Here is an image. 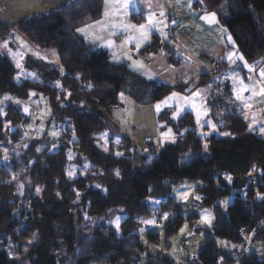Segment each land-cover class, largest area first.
Here are the masks:
<instances>
[{"label":"trees","instance_id":"obj_1","mask_svg":"<svg viewBox=\"0 0 264 264\" xmlns=\"http://www.w3.org/2000/svg\"><path fill=\"white\" fill-rule=\"evenodd\" d=\"M193 9L215 13L246 62L264 64V0H196ZM104 12L105 0H65L49 14L20 24V32L35 47L59 54V65L27 60L26 67L37 71L39 81L18 83L15 66L0 55V143L5 146L0 149V238H10V243L0 239V264H138L144 251L139 221L151 215L149 201L162 198L173 204L171 187L186 180L202 183L203 205L215 216L196 264H264V138L232 117L226 127L231 137H210L205 151L192 115L178 123L160 115L175 141L159 151L134 147L112 115L124 107L123 98L141 107L155 106L186 86L147 81L87 46L77 31L100 22ZM160 52L169 55L172 67L181 65L177 51L158 38L143 51ZM33 94L49 99L51 121L60 133L55 149L38 150L50 142L48 135L15 147L23 141L30 117L24 107L5 104L4 97L27 101ZM6 147L7 167L2 160ZM190 152V163L181 164ZM71 164L86 167V174L72 178ZM237 180H247L246 187L239 188ZM96 183L106 193L94 190ZM232 197L228 208L217 204ZM82 211L96 220L110 213L126 218L119 232L112 227L87 231ZM182 224L181 217L172 222L167 239ZM148 236L159 242L157 234ZM148 264L174 262L157 255Z\"/></svg>","mask_w":264,"mask_h":264},{"label":"crops","instance_id":"obj_2","mask_svg":"<svg viewBox=\"0 0 264 264\" xmlns=\"http://www.w3.org/2000/svg\"><path fill=\"white\" fill-rule=\"evenodd\" d=\"M195 1L151 0L150 9L149 0H132L127 10L128 14L123 15L124 9L119 0H105V12H108V16H105L104 12V18L100 22L81 28L84 31L78 30L77 34L87 46L106 53L111 64L125 66L131 73L147 81L163 85L193 81L199 78L196 73H201L202 70L209 76L214 65L222 64L228 48L231 50L234 48L232 40H229L228 32L221 25L218 17L216 16L217 22L207 23L202 17L209 14L194 10ZM64 3L65 0H0V45L7 43V48L0 47V51L2 56L8 58L15 66L17 75L21 79L40 80L37 71H30L26 67L29 59L54 65H59L60 61L56 50L35 47L20 32V24L35 16H45L62 7ZM189 3L191 7L188 6ZM161 11L164 12L163 17L159 15ZM150 12L155 13V21L167 22V27L161 25L166 37L161 34L160 29H152L148 40L143 42L139 49L135 46V39L126 43L130 36L138 38L137 32L134 30L122 32L113 27V24L121 23L137 26L147 24V16ZM132 15H140L142 18H133ZM113 32L116 34L112 35ZM156 38L162 44L177 51L176 57L181 59L180 66L172 67L169 64V55L165 52L155 55L143 53ZM109 40L113 41L111 48L106 47ZM129 56L131 59L128 58ZM134 61H142L144 68L135 66ZM262 69L264 65L255 71L258 77L264 78L261 76ZM192 75H194L193 78H187ZM9 101L30 111V121L26 125L28 137L41 139L48 135L51 143L55 142L52 139L58 138L60 133L51 121L48 98L33 94L27 101H19L12 97ZM123 103V108L112 111L113 118L120 123L122 134L126 139H130L137 147L144 148V145L146 146L149 141L152 142L156 138L159 127L157 120L159 113L156 105L141 107L130 98L123 99ZM134 128H137V132Z\"/></svg>","mask_w":264,"mask_h":264},{"label":"rangeland","instance_id":"obj_3","mask_svg":"<svg viewBox=\"0 0 264 264\" xmlns=\"http://www.w3.org/2000/svg\"><path fill=\"white\" fill-rule=\"evenodd\" d=\"M227 51V55L222 61L221 66L214 65L212 73L208 72L210 73L209 78L203 79V76L207 74L202 70L201 73H196L199 77L198 79L181 83L186 86L184 91L174 92L176 96L170 100L167 105L161 102L159 103L161 104V108L158 111L159 114H157L159 127L156 138L152 142L149 141L146 146L144 145V148H139H153L159 151L165 144H172L175 141L174 132L168 127V124L165 123L167 121L160 122V120L164 116H167L170 122L173 121L178 123L186 114L193 116L196 132L203 141L205 151L210 137L215 136L221 139H228L231 137V133L226 127L231 123L230 118L232 117H239L244 121L249 133L257 134L259 137L264 138V133L260 131V129L264 127V96L259 95L260 89L264 88V78L258 77L256 72L259 70L260 66L264 64L260 66L250 65L244 58L243 60L237 58L242 55L235 48H233V50L228 48ZM232 53H235V55H233L230 60L228 57ZM0 55L2 56L1 51ZM250 68L252 69L251 71H249ZM196 71L200 70L196 69ZM262 71H264V69H262ZM258 74H260V72H258ZM193 77L194 75L187 78ZM261 79L263 80L261 81ZM20 80V76L17 75L16 81L20 83ZM203 80H205L204 84L202 83ZM241 81L249 90L240 92L242 99H237V92L241 88ZM196 93H199V95H196ZM172 96L173 94L168 97ZM164 100H166V98ZM245 101H247V103H245ZM10 102L12 103V101L4 99L5 104H9ZM12 104L18 106L17 103L15 104L13 102ZM248 105H251V107ZM20 107L21 106H18V108ZM26 113L29 115L30 111L28 110ZM160 115L163 117L161 118ZM198 120L199 122H197ZM212 125H215V128H213ZM250 128L252 130H250ZM169 129L171 132L168 138L165 139L162 134L168 133ZM134 131L137 132V128H134ZM26 132L27 127L25 126L24 134L22 133L23 141L15 144L17 149L35 140V138L31 139L32 137H28ZM223 133H229V135H223ZM105 138L106 136H104V140L107 141ZM55 139L57 138L52 140L56 141ZM50 143L51 140L48 146L52 145L53 147V143ZM133 144L134 147H137L135 143ZM46 145L40 146L38 150L42 151L46 149ZM104 145H108L107 142ZM1 147L5 146L0 143V149ZM53 148L55 149V146ZM7 152L8 148L6 147L2 155L3 166L5 167H7L6 163L10 159ZM138 156L135 155L136 160H139ZM5 157H7V159H5ZM191 157L192 154L190 152L181 160V164H189ZM71 158L72 160L75 159L74 157ZM71 166L69 173H72V175H70L72 178L77 175L84 176L86 174V167L80 169L74 164H71ZM246 184L247 180H237L236 182L239 188L246 187ZM97 185L99 187H97ZM201 187V182L186 180L171 187L170 196L174 205H170L169 201L166 199L163 200L162 198L151 199L149 201L151 215L139 221L141 229H139L138 233L143 243L144 251L140 255L138 264H148L149 260L155 259L157 255L169 256L174 264H196V257L205 248L206 237L209 235V232L212 231V227L215 223V216L212 208L203 205L204 196L199 192V188ZM90 189L92 188L90 187ZM94 190H102L106 193L105 188L97 183L94 184ZM224 201H228L227 206L224 205ZM233 203V197L217 202L218 205L225 208H228ZM24 204V207H26V201ZM83 211L81 214L83 216V226L87 231H89V229H95V227L101 229L112 227L119 232L126 218L125 216L110 213L96 220L95 218H90L87 212ZM206 215L210 223L205 222L204 218ZM117 217H119V228H117L115 224ZM178 217L183 219V224L176 235L167 239V227ZM150 220L155 221V223H144V221ZM149 234H157L159 236V242L155 244L149 238ZM1 237L0 239H3V241H0L5 242L7 239L10 243V238L3 235H1ZM221 242L222 241H218V244L221 247H225ZM12 252L14 253L13 250ZM9 255L12 257V253Z\"/></svg>","mask_w":264,"mask_h":264},{"label":"snow or ice","instance_id":"obj_4","mask_svg":"<svg viewBox=\"0 0 264 264\" xmlns=\"http://www.w3.org/2000/svg\"><path fill=\"white\" fill-rule=\"evenodd\" d=\"M119 2H121L122 7L124 9L123 15H127L128 14L127 10L129 8V6L132 4V0H119ZM201 2H202V0H201ZM188 6L191 7V3H189ZM149 8L151 9V0H149ZM159 15L161 17H163L164 16V12L161 11L159 13ZM105 16H108V12L107 11L105 12ZM154 17H155V13H151L150 12V14L147 16V24H141V25L137 26L135 24H124V23H121V24H113V27L116 28V29H119L122 32H127L129 30H134L135 32H137L139 34L138 38H134V37L130 36L128 41H126V43L131 42L132 40L135 39L136 40V45L135 46H136L137 49H139L142 46L143 42L148 40L150 31L152 29H160L161 30V34L166 37V33L163 32V30L161 28V25H163V27H167V22L164 21V20L155 21ZM202 19H204L209 24H213V23L217 22L215 13H211L209 15H205V16L202 17ZM173 23H175V21H173ZM79 31L83 32L84 29H79ZM115 34H116L115 32L112 33V35H115ZM229 40H231V37H229ZM0 47L7 48V43L5 42L3 45H0ZM106 47H109V48L113 47V41L109 40L107 45H106ZM233 55H235V53L230 54L228 58L231 60ZM128 58L131 59V56H129ZM237 58L240 59V60H243L242 56L237 57ZM134 65L139 67V68H144V65H143L142 61H134ZM251 70L252 69L250 68L249 71H251ZM261 76L264 77V71L261 72ZM240 83H241V88L237 92V99H242V97L240 96V92H244V91H248L249 90L246 85H243L242 81ZM196 95H199V93H196ZM259 95L260 96H264V88L260 89ZM175 96H176V94L173 93L172 97L166 98V100L162 101L161 103L167 105L169 103V101L172 100ZM4 99L5 100H10L11 97L5 96ZM245 103H247V101H245ZM248 106L251 107V105H248ZM160 108H161V104H157L156 105L157 111H159ZM25 111H28V109L25 108ZM197 122H199V120ZM212 127L215 128V125H212ZM250 130H252V129L250 128ZM260 131L262 133H264V127H262L260 129ZM170 132H171V130L169 129L168 133L162 134L163 137L165 139H167ZM53 135H55V133H53ZM223 135H229V133H223ZM117 142H119V141H117ZM117 155H120V153H117ZM5 159H7V157H5ZM69 175H72V173H69ZM117 175H119V173H117ZM226 179L231 181L232 178L229 176V177H226ZM97 187H99V186L97 185ZM196 198L200 199L199 197H196ZM223 203H224L225 206H227L228 201H224ZM165 218H167V217H165ZM204 220H205V222L210 223V221L208 220L207 215L205 216ZM144 223H155V221H151V220L150 221H144ZM115 224H116V227L119 228V217H117V219L115 221ZM221 243L224 244L225 246H227V242L222 241Z\"/></svg>","mask_w":264,"mask_h":264},{"label":"water","instance_id":"obj_5","mask_svg":"<svg viewBox=\"0 0 264 264\" xmlns=\"http://www.w3.org/2000/svg\"><path fill=\"white\" fill-rule=\"evenodd\" d=\"M100 115H101L102 117H104L106 120H108V117H107V115H106L105 113H101V112H100Z\"/></svg>","mask_w":264,"mask_h":264}]
</instances>
